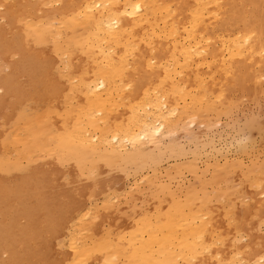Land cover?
I'll use <instances>...</instances> for the list:
<instances>
[{"label":"bare ground","instance_id":"6f19581e","mask_svg":"<svg viewBox=\"0 0 264 264\" xmlns=\"http://www.w3.org/2000/svg\"><path fill=\"white\" fill-rule=\"evenodd\" d=\"M58 1L54 18L15 36L37 68L28 88L5 87L0 264H257L260 252L236 234L264 217L262 175L236 182L227 201L248 200L234 214L193 193L148 192L142 208L115 199L122 164L144 144L264 79V0ZM46 35L54 44H40Z\"/></svg>","mask_w":264,"mask_h":264},{"label":"rangeland","instance_id":"374dc122","mask_svg":"<svg viewBox=\"0 0 264 264\" xmlns=\"http://www.w3.org/2000/svg\"><path fill=\"white\" fill-rule=\"evenodd\" d=\"M43 1L6 0V4H0V120L8 113L9 101L12 97L10 90H5V87H10L11 85L13 87L15 85L13 82L15 81L16 85H18L16 88L22 89L19 86H25L24 89L28 88L29 77L27 79V73L32 70L35 71V68L31 67L36 66L37 68L35 59L29 60V62L26 60L30 59L28 54L22 51L19 52L17 49H15L16 51L14 50V46L19 43L15 36L26 32V22H35L38 18L42 20L51 19L54 18L53 15L55 14L53 13H57L58 0H50L46 4ZM13 5H17V8L13 12V19L10 20L3 13ZM49 23L52 24L51 20ZM54 42L55 40L53 41L51 36L46 35L41 39L40 44L45 46L54 44ZM8 45H12V51L5 54L4 52L5 49H8L6 48ZM25 48H27V45H25ZM27 49L32 53L31 49ZM24 65L28 66L24 68ZM8 79L10 82L13 79L14 81L9 84L7 82L9 81ZM8 84L9 86H7ZM18 95H22V93H17ZM228 104L215 112H206L207 114L200 112L195 116V119L194 117L191 118L193 121L190 119L186 120L187 118L182 119L183 121H180L177 125L183 124V126L180 125L179 128H176L178 127L176 125V129L173 127L174 131L171 129L172 132L171 130L162 131L161 136L160 134L158 135L160 137L156 136L159 141L155 138L151 142L144 144L145 147L144 145L142 146L139 150L141 155H134L133 157L135 158L131 157L132 159L126 160L127 163L126 161L124 163L127 165L122 162L120 173H123L122 184L124 187L123 193L125 194L123 196L122 193L118 197L119 199H115V202H119V205L127 206L123 203L128 204L129 199L134 198L135 207L142 208L143 205L141 207L140 205L143 204V198L139 197L148 192L158 199L173 196L182 199L193 193L197 198H205L204 200L208 204L211 203L209 205H223L225 209H231L230 213L232 214L236 212V206L237 209L241 208L248 200V196H239L237 204L234 203L233 205L230 204L229 200L227 201V199L233 198L236 193L234 192L236 191V182L257 175L264 176V79L253 91L246 94L232 95ZM202 117L205 119L203 120ZM163 132L167 134H163ZM157 165L158 167H156ZM153 167L155 170H153ZM227 179H229V182ZM139 188L146 190L143 191L141 189L139 191ZM151 190L155 191L151 192ZM178 191H180V194H178ZM138 192L141 194L139 195ZM97 198L93 197L98 205L99 199ZM258 198L264 209V193L260 194ZM261 220L254 229L239 230L238 234H236L238 243L246 246L249 242H252L253 246L260 252L261 258L257 264H264V217ZM106 227L107 224L105 223L104 228Z\"/></svg>","mask_w":264,"mask_h":264}]
</instances>
